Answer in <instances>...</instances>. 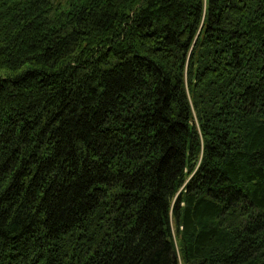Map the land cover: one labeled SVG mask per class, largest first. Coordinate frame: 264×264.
<instances>
[{
  "label": "trees",
  "instance_id": "16d2710c",
  "mask_svg": "<svg viewBox=\"0 0 264 264\" xmlns=\"http://www.w3.org/2000/svg\"><path fill=\"white\" fill-rule=\"evenodd\" d=\"M0 264H264V0H0Z\"/></svg>",
  "mask_w": 264,
  "mask_h": 264
}]
</instances>
